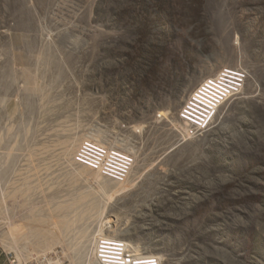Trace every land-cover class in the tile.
I'll list each match as a JSON object with an SVG mask.
<instances>
[{"label": "rangeland", "instance_id": "374dc122", "mask_svg": "<svg viewBox=\"0 0 264 264\" xmlns=\"http://www.w3.org/2000/svg\"><path fill=\"white\" fill-rule=\"evenodd\" d=\"M227 69L241 91L191 127ZM105 237L162 264H264V0H0L8 264H101Z\"/></svg>", "mask_w": 264, "mask_h": 264}, {"label": "built area", "instance_id": "2783aa9c", "mask_svg": "<svg viewBox=\"0 0 264 264\" xmlns=\"http://www.w3.org/2000/svg\"><path fill=\"white\" fill-rule=\"evenodd\" d=\"M210 82L212 83L213 80H211ZM215 84L217 85L216 88L219 85L224 87L219 92L222 98L216 97L215 99H211V96H210V93H212L211 90H215L216 88L208 89V85H211V84L206 83L207 86H203V88L200 89V93H199L200 96L198 98V101L200 102L207 101L208 105L215 103L216 101L214 100H217V99H220L223 101L224 96H227V94L229 93V89L227 88L228 85L224 83H215ZM204 88L208 89L209 91L208 92L204 91L203 90ZM200 98L203 99V101H201ZM189 102L190 104L188 103L186 105L185 113L183 115L185 118H187L188 120L192 121L195 124L197 121V118L193 114L188 113V112H191L190 108H191L193 101H189ZM209 121L204 123V126H206V129H207V125L209 124ZM90 148L94 149L93 146L89 145L88 149ZM98 168L100 169L101 167L99 166ZM127 173H128L127 171H125L124 173L118 172L115 175H112V177L117 178V179H121L120 177L125 178L127 176ZM96 255L99 261L101 262V264H162V260L158 257L138 255L137 253L134 252L133 248L130 246V244L127 241L123 239H116V238H109V237L99 239L97 246H96Z\"/></svg>", "mask_w": 264, "mask_h": 264}, {"label": "bare ground", "instance_id": "6f19581e", "mask_svg": "<svg viewBox=\"0 0 264 264\" xmlns=\"http://www.w3.org/2000/svg\"><path fill=\"white\" fill-rule=\"evenodd\" d=\"M235 75H236V72H233V69H227L226 71L221 73L218 77L211 78V79L205 81L197 89V91L194 94L193 99H192L193 103L191 105V108L189 107L191 109V112H188L189 114H193L197 118L196 123L194 124L192 121L188 120L183 115V118H185V120L187 121V123L191 127H196L199 129H202V127H205L204 123H206L207 121H209L213 117V114L216 112L218 107L225 101V100L222 101L220 99H217V100H214L216 102L211 104V105H208L207 101L200 102V101H198V98L200 96L199 95L200 89H202L203 86H207L206 83L211 84V85H208V89H215L217 86L215 83H224V84L228 85L227 88L229 89V93L227 94V96L229 94H231L230 96H232V95L240 92L242 89L241 87L238 86V83L236 82V80L234 81ZM211 80H213L212 83L210 82ZM208 89L204 88L203 90L208 92L209 91ZM200 100L203 101V99H201V98H200ZM218 100H220V101H218Z\"/></svg>", "mask_w": 264, "mask_h": 264}, {"label": "crops", "instance_id": "0c3cea01", "mask_svg": "<svg viewBox=\"0 0 264 264\" xmlns=\"http://www.w3.org/2000/svg\"><path fill=\"white\" fill-rule=\"evenodd\" d=\"M0 264H8V253L0 245Z\"/></svg>", "mask_w": 264, "mask_h": 264}]
</instances>
